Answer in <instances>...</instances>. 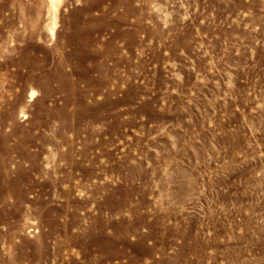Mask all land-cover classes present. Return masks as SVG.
<instances>
[{"label": "rangeland", "instance_id": "374dc122", "mask_svg": "<svg viewBox=\"0 0 264 264\" xmlns=\"http://www.w3.org/2000/svg\"><path fill=\"white\" fill-rule=\"evenodd\" d=\"M0 264H264V0H0Z\"/></svg>", "mask_w": 264, "mask_h": 264}, {"label": "bare ground", "instance_id": "6f19581e", "mask_svg": "<svg viewBox=\"0 0 264 264\" xmlns=\"http://www.w3.org/2000/svg\"><path fill=\"white\" fill-rule=\"evenodd\" d=\"M50 2L56 1V0H49ZM150 253V252H149Z\"/></svg>", "mask_w": 264, "mask_h": 264}]
</instances>
